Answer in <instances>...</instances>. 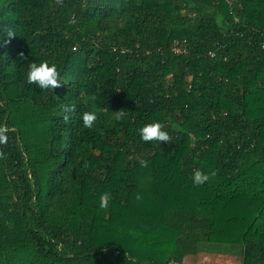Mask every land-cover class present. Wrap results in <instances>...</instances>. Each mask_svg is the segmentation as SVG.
<instances>
[{"label": "trees", "instance_id": "1", "mask_svg": "<svg viewBox=\"0 0 264 264\" xmlns=\"http://www.w3.org/2000/svg\"><path fill=\"white\" fill-rule=\"evenodd\" d=\"M0 127V264H264V0H0ZM150 233L173 257L131 253Z\"/></svg>", "mask_w": 264, "mask_h": 264}, {"label": "clouds", "instance_id": "2", "mask_svg": "<svg viewBox=\"0 0 264 264\" xmlns=\"http://www.w3.org/2000/svg\"><path fill=\"white\" fill-rule=\"evenodd\" d=\"M216 22L218 26H222L223 17L217 16ZM14 34L9 32L8 36L12 37ZM28 72H27V83L33 84L36 83L41 89H54L60 88L62 84L60 83L59 77L60 73L57 70V66L52 64L49 66L48 61H42L37 65L36 63H30L28 65ZM70 111H74L73 108L69 109ZM114 118L116 120H121L126 111L121 109L119 111H114ZM98 119L97 112L95 111H86L82 115L83 126L87 129H92ZM164 125L155 122L145 125L143 128L140 129V136L141 139L145 142H151L153 140H157L159 142H166L169 143L171 141V137L169 134L163 130ZM8 129L6 127H0V144L6 145L8 137L6 135ZM0 158H6V154L3 151H0ZM141 166L146 167L147 162L141 161ZM215 173H211V176H214ZM194 183L202 184L210 179V175H205L200 170H197L194 173ZM108 194L105 193L104 196L101 197V207L104 208L107 206ZM139 199V197H137Z\"/></svg>", "mask_w": 264, "mask_h": 264}, {"label": "rangeland", "instance_id": "3", "mask_svg": "<svg viewBox=\"0 0 264 264\" xmlns=\"http://www.w3.org/2000/svg\"><path fill=\"white\" fill-rule=\"evenodd\" d=\"M120 213V215H126V212ZM142 215H144V213ZM118 227L111 226V233L113 232L117 236L122 233L123 229ZM148 237L149 238L144 240L143 248H141L140 245H128L129 250L134 256L140 257L144 255L153 258H159L163 256L168 258L173 257L171 254L167 253L168 247L166 244L162 243V237L157 236L154 233L148 234ZM109 243L112 245L118 244L115 239L109 240ZM187 245L188 244H185L184 248ZM189 249H191V251H188V253L184 256V260H186L185 262L187 264H239L238 256L240 253V248L238 247L205 245V243H202L200 245L196 244L194 247H188V250Z\"/></svg>", "mask_w": 264, "mask_h": 264}, {"label": "built area", "instance_id": "4", "mask_svg": "<svg viewBox=\"0 0 264 264\" xmlns=\"http://www.w3.org/2000/svg\"><path fill=\"white\" fill-rule=\"evenodd\" d=\"M168 264H179V263L177 261L172 260V261L168 262Z\"/></svg>", "mask_w": 264, "mask_h": 264}]
</instances>
